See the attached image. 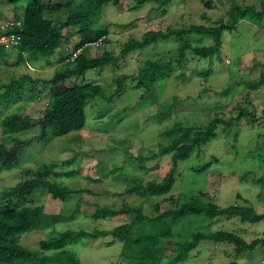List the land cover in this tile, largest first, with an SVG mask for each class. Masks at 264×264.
Listing matches in <instances>:
<instances>
[{"label":"rangeland","instance_id":"rangeland-1","mask_svg":"<svg viewBox=\"0 0 264 264\" xmlns=\"http://www.w3.org/2000/svg\"><path fill=\"white\" fill-rule=\"evenodd\" d=\"M53 2L67 3L68 0H52ZM240 5L258 6V0H236ZM27 0H21L15 6L8 5L0 0V24L5 21H17L21 19ZM230 0L216 1V9L207 11L210 21H202L201 13L204 11L200 0H173L167 7L165 15H161L155 9V0H150L140 10H130L134 6L133 1H123L118 7L108 5L103 9L100 21L96 27L109 25V37L107 42L100 46H91L83 53L89 56H99L104 49L118 55L121 46L130 39H140L146 31L165 30L167 26L174 28H188L192 25H210L223 16L228 9ZM66 10L55 13H47L45 17L54 23L65 19ZM134 22L126 29L120 30L118 25ZM264 20L252 25L248 21H242L236 29L225 32L222 36V44L219 53L212 59H200L191 52L186 53L184 67L175 65V74L170 79L159 81L152 91L143 98L141 90H136L128 82L124 92L113 99L112 103L94 99L85 110V126L78 132H72L64 137L48 140V134L40 141L41 130L38 127L13 135L20 141L31 140V145L24 148L19 155L18 165L7 171L0 172V192L6 187H14L35 177L36 167L40 164L60 163L64 160L75 158L72 166L65 168V172L75 171L70 178H60L59 182L71 189H89L94 195H82L84 201L83 214L72 222L58 223L50 230H38L26 233L20 238V243L32 250H38V242L56 233L65 230H110L129 221L128 213L105 219L93 220L88 215L96 206L119 209L126 203L127 206L141 207L146 216L154 215L151 206L156 202H162L163 198L172 197L174 201H166L161 205V210L175 209L188 202L198 192L208 193L210 198L220 207H228L239 201L236 194L239 193L250 200V205L261 212V202L257 201L260 187L253 183L252 179L264 175V163L253 156L261 152L260 147L264 138V123L252 125L247 118L239 122L234 121L230 129L219 126L217 138L196 150L189 159L177 164L175 184L164 197H139L136 195H122L114 197L113 194L124 193L126 182L131 180L143 184L148 181H160L171 166L170 155L159 159L158 171H140L136 168L134 158L155 153L168 143V139L160 134L169 129L173 124L183 126H205L214 117L224 119L237 117L235 108L258 114L264 109V85L256 91L247 89L246 84L256 82L264 75ZM74 40V41H73ZM77 37L71 38L69 46L61 47V59L52 61L51 65L46 60L27 62L21 66H11L15 54L7 58V63L0 60V94L4 92L3 86L8 85L13 79L22 75L32 79L47 80L56 72L68 69L67 64H60L65 55L71 50ZM192 47L212 46V39L205 35L192 34L186 38ZM180 40L171 38L167 41H157L149 47L129 54L119 68L105 67L101 73L92 70L79 79L67 80L59 84L55 90L64 86L83 85L88 83L99 84L106 96L113 93L114 79L120 75L137 74L145 68V62L174 61L177 57V47ZM60 54V53H59ZM57 57V55H56ZM48 60V59H47ZM53 60L55 62H53ZM226 62H229L227 64ZM60 64V65H59ZM210 70L208 76H195L193 72ZM186 76L184 82L177 81L178 73ZM134 86V85H133ZM228 89L226 96L216 95ZM48 91L37 89L33 93L25 86L12 98L7 106L3 97H0V141L8 147L12 142L7 137H1V121L4 117L18 113L36 121L41 117L48 102ZM173 98L178 100L171 116L162 121L157 114L170 106ZM237 136L236 143L233 141ZM152 168L153 163L147 164ZM208 165V166H207ZM207 166V167H205ZM204 168L203 171L202 168ZM201 169V170H200ZM116 170L115 173L111 172ZM89 178L90 180H88ZM98 180V183H93ZM126 181V182H125ZM62 203L52 200L45 190L35 191L31 204L45 205L49 212L57 213L63 207L71 208L74 200ZM194 217L186 221L194 220ZM221 226L215 225L211 231H227L240 235L244 240L256 238L262 234L264 224H244L254 228L255 236H242L237 233L238 219L228 221L222 218ZM203 223V221H201ZM237 222L239 224H237ZM181 228V226H179ZM178 227V228H179ZM263 228V229H262ZM262 229V231H261ZM190 230L192 226H190ZM253 238V239H254ZM175 240H177L175 238ZM111 238L88 240L76 244L69 249L74 251L82 264H130L119 258L122 250L121 242ZM112 245L107 247L106 244ZM199 247L198 257L194 255ZM190 258L183 264H224L236 262L234 247L228 244H215L203 241ZM165 259L161 264H169L172 258L173 244L167 243ZM231 255L223 259L222 252ZM263 248L257 247L251 254H242L238 257L243 264H261ZM201 257V258H200ZM200 258V259H199Z\"/></svg>","mask_w":264,"mask_h":264},{"label":"trees","instance_id":"trees-1","mask_svg":"<svg viewBox=\"0 0 264 264\" xmlns=\"http://www.w3.org/2000/svg\"><path fill=\"white\" fill-rule=\"evenodd\" d=\"M19 1L21 0H3L6 4L15 6V10ZM123 1L126 0H68L67 3L62 4L52 0H27L22 17L19 19L21 25L8 31L9 34L13 33L19 37L18 44L8 50L0 47V60H3V63L15 54L11 65L13 67L43 59L48 65H51L50 59L56 55L58 49L64 44L69 45L70 39L74 37H77L78 40L73 43L71 51L60 62L63 61L65 65L72 53L78 50H81V53L77 55L73 64L66 63L69 66L68 69L56 72L50 79H32L30 76L22 75L3 86L4 92L0 94V97L4 98L3 103L7 106L11 103L12 98H17L19 91L26 85L31 93L37 89L40 94L43 89H46L49 96L41 117L36 121L18 113L10 114L2 119L1 137L9 138L13 144L8 147L0 141V172L14 169L18 165L20 152L31 145V140L20 141L13 138V135L38 127L41 130L39 139L43 141L46 134L49 136L48 140H53L72 132H78L85 126V110L94 99L112 103L113 99L124 92L128 82L134 89L142 91L141 98H143L144 95L152 91L156 83L174 76L175 65L184 67L187 52H191L200 59H212L220 51L221 39L225 32L233 31L242 21H248L254 25L264 20V0H258V6L240 5L236 0H230L229 7L223 16L217 21L211 22L210 25H192L188 28L167 26L165 30L146 31L140 39H130L125 42L118 55L106 49L99 56L94 57L83 53L82 51L94 43L100 42L98 46L103 42L104 44L108 43L109 25L96 26L105 7L108 5L118 7ZM131 1L134 6L129 9L135 11L140 10L150 0ZM172 1L155 0L157 4L155 10L161 15H165L166 7ZM216 1L218 0H200L204 10L200 15L202 21H210L206 12L216 9ZM63 9L66 10V16L61 22L54 23L45 17L47 13H55ZM133 23L116 27L126 30ZM262 31L264 32V29ZM192 34L210 37L212 46L192 47L186 40ZM171 38L180 40L177 57L173 62L146 61L145 68L137 74L120 75L115 78L113 82L115 89L109 96H106L103 88L97 83L75 84L55 90L59 84L67 80L82 78L88 71L95 70L101 73L108 66L119 68L122 61L132 52L143 50L157 41H167ZM226 63L229 64V62ZM209 73L210 70L193 72L195 76H208ZM176 79L184 82L186 76L179 71ZM263 85L264 75H261L258 81L247 83L246 87L250 91H256ZM228 92L229 90L226 89L216 95L226 96ZM177 104L178 100L173 98L170 106L157 114L158 120L169 118ZM235 112L238 114L237 117L228 119L214 117L205 126L173 124L160 134L169 140L166 145L160 147L155 153L133 157L136 168L148 172L158 171L159 159L170 155L171 166L162 179L148 181L145 184L134 180L127 184L125 181L124 193L113 194V196L164 197L170 193L175 184L177 164L189 159L196 150L200 151L203 145L215 140L219 126L230 129L234 121L239 122L243 118H247L255 126L264 123V109L258 115L251 114L237 106ZM262 137L264 138V134ZM236 139L235 135L234 143H236ZM257 148L261 152H256L253 158L264 163V142ZM74 161L75 158H70L60 163L40 164L36 167L35 177L19 182L14 187H6L0 192V264H82L76 253L69 248L84 241L105 238L121 242L122 250L119 258L130 264H161L165 259L166 245L169 242L173 244L172 258L169 260V264H183L189 254L203 241L231 245L234 247L236 257L241 254H250L257 247H262L264 250V234L247 242L235 233L210 230L214 220L219 218L228 220L236 218L241 225L264 224V175L255 178V180L252 179L253 183L261 189L257 195L258 201L263 205L260 213L239 194L236 195V199L242 201V204L220 207L210 198L208 199L209 196L206 192H198L188 202L175 209L169 208L162 211V204L167 200L174 201L172 197L167 200L163 198L162 202H156L151 206L154 213L152 216H146L141 207L127 206L126 203H123L119 209L96 206L88 218L105 220L121 213H128L130 219L110 230L79 229L58 232L54 236L40 240L38 250L23 246L20 243V238L24 234L38 230H50L58 223L72 222L82 216L84 205L82 195H94V193L89 189H71L58 181L60 178H70L76 174L75 171H61L72 166ZM150 162L154 164L152 168L147 165ZM205 167L200 170L203 171ZM111 172L115 173L116 170ZM92 182L98 183V180ZM40 189L45 190L52 200L62 203L76 198L74 205L68 209L62 207L57 213H52L45 205L31 204L35 191ZM191 217H194L191 222L190 220L186 223L182 222ZM206 222L208 223L204 227ZM190 226L193 230H190ZM111 245V242L106 244L107 247Z\"/></svg>","mask_w":264,"mask_h":264},{"label":"crops","instance_id":"crops-1","mask_svg":"<svg viewBox=\"0 0 264 264\" xmlns=\"http://www.w3.org/2000/svg\"><path fill=\"white\" fill-rule=\"evenodd\" d=\"M71 40V39H70ZM74 41V40H73ZM66 47L67 46H69V45H67V44H64ZM61 48L60 49H58V51L56 52V55H57V57H56V55L55 56H53L52 57V59H54L55 58V61H58V60H60L61 59ZM60 53V54H59ZM54 60H53V62H55ZM61 64V63H60ZM59 64V65H60ZM64 64V63H63ZM237 194H239V193H237ZM236 194V195H237ZM243 199H245V200H247L248 201V203L250 204V200H248L245 196L243 197L241 194H239ZM258 195V194H257ZM257 197V196H256ZM257 201H258V198H257ZM260 202V201H259ZM235 204H242V201H240L239 200V202L238 203H236L235 202ZM262 206V208H263V205H261ZM254 207V206H253ZM255 209H256V207H254ZM262 208H261V210H262ZM256 211H257V209H256ZM222 218H219V219H216V220H214V222H213V225L211 226V229H212V227H215V225H218V226H221L222 225V223H223V220H221ZM228 221H232V222H234V220H228ZM207 223L208 222H206L204 225V227H206V225H207ZM234 223H236V222H234ZM215 224V225H214ZM237 224H239L238 222H237ZM254 228H260L259 226H257V227H252V226H249V225H241V224H239V226L236 228L237 230H238V232L237 233H239V234H241L242 236H255V232H254ZM263 229V228H262ZM262 229H261V231H262ZM213 230V229H212ZM264 234V230L262 231V234L261 235H263ZM260 235V236H261ZM257 237H259V236H257ZM254 238V237H253ZM252 238V239H253ZM252 239H248L249 241H247V242H250ZM246 241V240H245ZM199 252V247L196 249V253L194 254V255H196V257H198V253ZM193 253V252H192ZM233 253H235V251L233 252ZM253 253V252H252ZM251 254V253H250ZM190 255H191V253L189 254V256H188V259L190 258ZM231 254L228 252H226V251H223L222 252V256H223V259H226V258H228L229 256H230ZM242 255V254H241ZM240 255V256H241ZM261 255H262V263L261 264H263L264 263V250H263V254L261 253ZM235 257H236V255H235ZM201 258V257H200ZM199 258V259H200ZM236 262L238 263V264H243L242 262H241V260H239L238 259V257H236ZM225 264V263H224Z\"/></svg>","mask_w":264,"mask_h":264},{"label":"built area","instance_id":"built-area-1","mask_svg":"<svg viewBox=\"0 0 264 264\" xmlns=\"http://www.w3.org/2000/svg\"><path fill=\"white\" fill-rule=\"evenodd\" d=\"M21 22L17 21H8L0 25V47L4 49H10L16 46L19 42V37L16 34L8 33L9 30H13L16 27H19ZM100 42L92 44V46H98ZM81 53V50H78L70 55V58L66 60V63L73 64L77 55Z\"/></svg>","mask_w":264,"mask_h":264}]
</instances>
